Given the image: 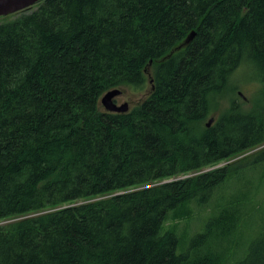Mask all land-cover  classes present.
I'll use <instances>...</instances> for the list:
<instances>
[{
	"label": "trees",
	"instance_id": "1",
	"mask_svg": "<svg viewBox=\"0 0 264 264\" xmlns=\"http://www.w3.org/2000/svg\"><path fill=\"white\" fill-rule=\"evenodd\" d=\"M0 17V221L18 218L0 224V264H219L215 240L258 219L235 264H264L249 204L264 148L213 168L264 143V0H40ZM151 61L145 99L101 109L110 89L143 91ZM244 66L254 107L234 99L207 126ZM212 202L180 250L167 221Z\"/></svg>",
	"mask_w": 264,
	"mask_h": 264
},
{
	"label": "rangeland",
	"instance_id": "2",
	"mask_svg": "<svg viewBox=\"0 0 264 264\" xmlns=\"http://www.w3.org/2000/svg\"><path fill=\"white\" fill-rule=\"evenodd\" d=\"M2 19L3 17H0V21H2ZM154 69L155 65L153 63L148 65L146 69L148 85L143 91H135L129 87H120L123 92L116 98L117 104L122 105L124 103H128L130 110L135 105L139 104L143 99H145L152 90L151 79ZM252 72L253 71L251 69H248L245 66L241 67L238 70L237 76L235 77L233 83L235 85V89H233L229 93V95H227L222 101H220L218 110L212 112L206 118L205 123H207L211 117L217 118L220 115V112L227 109L231 101L234 99L240 102L242 107L246 110L254 107V101L259 98L261 85L254 72ZM101 109L105 110L102 104ZM262 148H264V143L258 147L248 150L247 152H244L240 156L233 158L231 161L222 162L214 166L213 168L223 166L230 162L231 164H239L241 162L243 163ZM256 172L257 170L255 172H250L249 176L251 174L254 176ZM259 174L261 175L262 171H260ZM242 184L243 182L238 180L229 181L228 184L223 188L222 193L226 195L236 193L242 187ZM251 198L252 200L251 202H249V204H253L255 209H258V205H260V208L264 206V190L262 192H254ZM190 206V214H188L187 216H182L181 218L170 219L166 223V227L176 226L179 230V233L184 234L180 250L185 249V246L187 242H189L191 236L194 233L202 230L207 217L216 211L213 202L205 208H198L193 204H191ZM17 219L18 218L3 220L0 221V224L10 223ZM259 224H261L260 219H258V222L254 223L252 229H250V227H242L241 225L237 233L222 237L219 240H215L212 251L214 257L219 260V264H235L237 259V250L240 248H242V250L244 249L247 240L251 239L258 232Z\"/></svg>",
	"mask_w": 264,
	"mask_h": 264
},
{
	"label": "water",
	"instance_id": "3",
	"mask_svg": "<svg viewBox=\"0 0 264 264\" xmlns=\"http://www.w3.org/2000/svg\"><path fill=\"white\" fill-rule=\"evenodd\" d=\"M40 0H0V16H8L19 12L21 10L30 8L35 6ZM194 36V32H192L187 38L186 42H189ZM152 61L150 62V64ZM153 79H151V83ZM122 90L120 88H114L108 90L101 98V104L105 108V110L109 112H126L129 110L128 103H124L122 105H118L115 102V99L122 94ZM241 94V93H240ZM214 117H211L210 120L206 123L207 126H210Z\"/></svg>",
	"mask_w": 264,
	"mask_h": 264
},
{
	"label": "flooded vegetation",
	"instance_id": "4",
	"mask_svg": "<svg viewBox=\"0 0 264 264\" xmlns=\"http://www.w3.org/2000/svg\"><path fill=\"white\" fill-rule=\"evenodd\" d=\"M115 102H116V99H115Z\"/></svg>",
	"mask_w": 264,
	"mask_h": 264
}]
</instances>
